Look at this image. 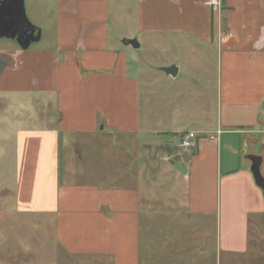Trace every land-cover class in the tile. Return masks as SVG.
<instances>
[{"label": "crops", "instance_id": "crops-1", "mask_svg": "<svg viewBox=\"0 0 264 264\" xmlns=\"http://www.w3.org/2000/svg\"><path fill=\"white\" fill-rule=\"evenodd\" d=\"M219 2L213 11L206 0H23L35 29L22 45L0 36V126L12 141L13 209L42 218L58 262L167 264L168 255L172 264H189L183 257L194 258L193 246L201 255L206 246L182 243L181 233L197 225L168 229L163 218L181 213L173 203L183 194L189 218L216 213L210 264L221 257L224 264H252L262 254L264 245L250 233L263 217L264 193L244 156L264 145V0ZM133 38L137 47L124 42ZM140 49L147 56L134 66ZM176 50L188 58L179 60ZM170 65L174 76L162 69ZM178 76L183 84L158 97L153 89ZM161 112L173 123L162 128ZM190 121L194 126L185 128ZM187 131L196 139L182 147ZM111 135L129 137V155L113 154L110 185L102 186L98 160ZM257 155L262 166L264 153ZM123 162L141 171L121 174ZM147 168L155 175H145ZM119 170L128 183L120 184ZM155 179L170 190L131 185ZM207 262L201 257L199 264Z\"/></svg>", "mask_w": 264, "mask_h": 264}, {"label": "rangeland", "instance_id": "rangeland-1", "mask_svg": "<svg viewBox=\"0 0 264 264\" xmlns=\"http://www.w3.org/2000/svg\"><path fill=\"white\" fill-rule=\"evenodd\" d=\"M207 1V0H206ZM220 5L218 6V8ZM217 8V9H218ZM214 11V10H213ZM5 43V42H4ZM139 53L136 55V57H133L132 63L134 66L139 63L140 59H143V56L145 53L142 49L138 50ZM177 52V58L179 60H184L188 58L186 53L179 50H176ZM143 55V56H142ZM159 59V56H155V60L157 61ZM190 69V68H189ZM187 71V70H186ZM185 70H181L180 73H186ZM182 76H178L175 79H173L171 85H165L158 89L154 88L153 90H157L158 97L162 99H166L167 97L162 95L163 93H169L172 89H177L178 86L183 84V78L181 80ZM184 94L187 93V89H183ZM24 102H27V98H24ZM24 106L28 107V103ZM207 109H211L210 103H207ZM184 105H182V108ZM1 103H0V117L2 115L1 110ZM184 112V109L183 111ZM194 114L192 111L188 112V115ZM195 115V114H194ZM210 116V112L207 114ZM167 116V117H166ZM158 123H161V127L163 128L168 123H173L171 118V114H165L161 112L158 117ZM182 122V121H181ZM191 122V121H190ZM178 124V123H176ZM190 124V125H189ZM185 126V128H191L194 126V122H191ZM158 128V125H156ZM161 129V128H160ZM2 127L0 126V264H62L58 262L55 258V256L51 255L49 252H52L53 245L58 247V245L53 242H48V234L43 231L44 225L42 218L40 217H32L28 214H17L15 213L13 209L12 202L13 199L10 197V189L13 184V162H12V152H11V146L10 141L11 138L9 136H3L2 135ZM252 136L258 138L257 134L251 133ZM3 136V137H2ZM157 139L167 140L169 145H175L176 144V137H172L169 135H162L161 133L156 134ZM264 137V135H263ZM10 138V141H9ZM181 138V137H180ZM12 143V141H11ZM165 143V144H167ZM129 137H125V140H121L118 137H115V135H111L109 137H106L101 145H103L106 149H109L108 151L100 153L99 158V165L98 167L101 169V178L103 179L102 186H109L110 185V179H109V168L111 167L112 162L111 157H113V154H116L117 152L121 151L126 152L129 155ZM257 152L264 153V145L263 142H259L256 145H254L253 148ZM117 150V151H115ZM256 152V154H257ZM118 156V155H116ZM125 160H127V157H124ZM115 157L112 159L114 160ZM172 159L170 157H167L166 160L170 162L169 160ZM173 160V159H172ZM154 167V165H153ZM138 171H141V168L137 167V164H132L125 167V162H123V170L121 174L124 172L127 174L129 172H132L133 174H136ZM261 174L264 177V161L260 168ZM120 174V170H119ZM120 174V175H121ZM145 175L147 176H154L155 172L152 169L147 168L145 171ZM123 179H120V184L128 183L126 182V175H121ZM108 182V183H107ZM165 183L166 185H163L161 188L158 187V182L155 179V182L151 181V184L149 186L140 183V184H134V182L131 183V185H135L139 188L140 192H150V193H162L163 191H169L171 188L169 183L167 181L161 182ZM119 184V185H120ZM130 185V182H129ZM186 187V184H185ZM183 189V185L180 186V190ZM160 191V192H158ZM162 191V192H161ZM264 193V191H263ZM184 195V194H183ZM181 195V199L179 200V195L177 196V199L173 203V205L178 208L180 211H173L170 210L169 212L164 213V219H170L167 221H164L167 225V228L170 229L175 224H192L197 225V228H188L183 231L182 238L183 242L189 243L191 240L193 243H202V246H206V251L203 252L201 255L199 253V249L195 246H193L192 251H194V258H192L191 254H187L184 258L189 259V264H194L193 262L190 263L193 259L196 260L195 264H199L200 258H207V264L212 263L213 259L215 260V241H216V213H206L204 215L195 216L191 215V218L187 216V214L183 213L185 210V206L183 205L185 202V196ZM6 198V199H5ZM172 200H167L166 202H169ZM173 206V207H174ZM172 209V208H171ZM166 211V210H165ZM164 211V212H165ZM263 216V217H262ZM261 217V221L258 223L257 228H254L255 233L251 234V239H260L261 244L264 245V214ZM176 218V219H175ZM182 228V227H181ZM253 226H250V230H252ZM181 230V229H180ZM249 230V231H250ZM164 235L167 237H170V239L174 238L172 237L174 233L172 231H166ZM178 237V236H177ZM179 238V237H178ZM177 241L180 243L181 239H177ZM190 241V242H191ZM197 248V249H196ZM262 254L256 259L253 260L252 264H264V248H261ZM197 251V252H196ZM196 253V254H195ZM191 256V257H190ZM167 259H169V262L167 264H172L173 257H170L166 255ZM190 257V258H189ZM221 262L219 264H224V261L222 257L220 258ZM247 260V264H248ZM165 264V263H164ZM216 264L217 260H216ZM250 264V263H249Z\"/></svg>", "mask_w": 264, "mask_h": 264}, {"label": "water", "instance_id": "water-1", "mask_svg": "<svg viewBox=\"0 0 264 264\" xmlns=\"http://www.w3.org/2000/svg\"><path fill=\"white\" fill-rule=\"evenodd\" d=\"M9 0H0V36L2 37H15L20 43V40L28 38L35 29L26 19L23 11V0H14L13 4L9 7H14L8 13L7 2ZM127 44L137 47L135 39L125 40ZM21 44V43H20ZM22 45V44H21ZM166 74L174 76L176 74L177 68L175 65H170L168 67L162 68ZM248 161H250V171L252 173L254 183L264 191V177L261 174L260 166L262 162V157L253 153H246L244 156ZM175 169L181 171V173L186 172L184 165L176 163L174 160H169Z\"/></svg>", "mask_w": 264, "mask_h": 264}, {"label": "built area", "instance_id": "built-area-1", "mask_svg": "<svg viewBox=\"0 0 264 264\" xmlns=\"http://www.w3.org/2000/svg\"><path fill=\"white\" fill-rule=\"evenodd\" d=\"M207 3L214 11L217 10L218 6L220 5L219 0H207ZM195 139H196V134L193 131H187L181 138L180 145L182 147H189L193 145Z\"/></svg>", "mask_w": 264, "mask_h": 264}]
</instances>
